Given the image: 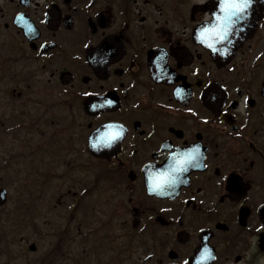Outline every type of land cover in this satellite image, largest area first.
I'll return each instance as SVG.
<instances>
[{"label":"flooded vegetation","instance_id":"flooded-vegetation-1","mask_svg":"<svg viewBox=\"0 0 264 264\" xmlns=\"http://www.w3.org/2000/svg\"><path fill=\"white\" fill-rule=\"evenodd\" d=\"M219 15V0H0V88L61 109L56 132L80 121L84 154L92 131L125 129L89 156L120 263L264 264V0L213 52L197 36ZM197 148L175 186L148 192Z\"/></svg>","mask_w":264,"mask_h":264},{"label":"rangeland","instance_id":"rangeland-1","mask_svg":"<svg viewBox=\"0 0 264 264\" xmlns=\"http://www.w3.org/2000/svg\"><path fill=\"white\" fill-rule=\"evenodd\" d=\"M20 90L0 88V188L7 192L0 207V264H127L117 260L122 235L101 230L106 208L95 165L81 155V122L56 132L57 121L64 125L62 110L37 117L38 105L29 106L33 119L21 117L28 108L11 94Z\"/></svg>","mask_w":264,"mask_h":264},{"label":"snow or ice","instance_id":"snow-or-ice-1","mask_svg":"<svg viewBox=\"0 0 264 264\" xmlns=\"http://www.w3.org/2000/svg\"><path fill=\"white\" fill-rule=\"evenodd\" d=\"M252 2L253 0H219V11L222 15L216 16L217 24L214 25L213 28H205L200 31L197 36L199 42L213 52H216L217 48L214 42L223 41L227 37L232 25H234L236 21L245 18L252 6ZM84 95H89V93L85 92ZM111 103L112 102L109 101V105H111ZM188 111L191 113L192 109L189 108ZM208 122V120L204 121L205 124ZM106 127L108 131L92 143L91 146L94 149L110 148L113 144L122 139L125 132L122 125L109 124ZM113 129L118 130L113 131ZM198 154L199 149L197 148L193 152L184 153L181 156H174L172 158L174 160V166L168 172L149 174L147 176L148 192L156 195H163L165 188L175 186L178 182L176 179L178 174L187 171L190 166H196L194 162ZM261 231H264V224H261L257 229V232ZM185 264H188V262L185 261Z\"/></svg>","mask_w":264,"mask_h":264},{"label":"water","instance_id":"water-1","mask_svg":"<svg viewBox=\"0 0 264 264\" xmlns=\"http://www.w3.org/2000/svg\"><path fill=\"white\" fill-rule=\"evenodd\" d=\"M5 201H6V193L4 190H0V205H3ZM29 250L34 251L35 250L34 246H30Z\"/></svg>","mask_w":264,"mask_h":264}]
</instances>
